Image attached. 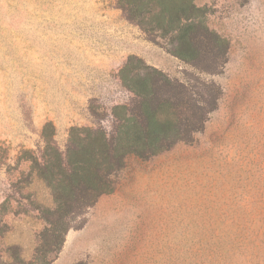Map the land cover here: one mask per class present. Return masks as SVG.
<instances>
[{
  "label": "rangeland",
  "instance_id": "obj_1",
  "mask_svg": "<svg viewBox=\"0 0 264 264\" xmlns=\"http://www.w3.org/2000/svg\"><path fill=\"white\" fill-rule=\"evenodd\" d=\"M194 1L229 42L216 74L149 40L116 0H0V264L14 252L23 264H264V0ZM131 56L216 82L218 105L191 143L127 155L60 251L31 262L44 222L29 203L51 199L41 182L10 186L17 156L41 144L46 122L61 148L71 126L94 125L91 99L108 127L128 99L118 72Z\"/></svg>",
  "mask_w": 264,
  "mask_h": 264
},
{
  "label": "trees",
  "instance_id": "obj_2",
  "mask_svg": "<svg viewBox=\"0 0 264 264\" xmlns=\"http://www.w3.org/2000/svg\"><path fill=\"white\" fill-rule=\"evenodd\" d=\"M116 3L149 40L163 42L167 52L198 72L216 74L224 68L229 42L208 26L205 6L194 0ZM118 77L128 99L110 108L108 127L102 124L105 113L91 99L89 111L94 125L71 126L61 148L52 122H46L40 133L41 144L36 149H23L17 156L21 169L15 172L10 186L17 189L21 188L19 183L28 187L41 182L51 199L49 204L37 200L29 203L44 222L35 252L39 255L31 262L60 251L67 231L81 227L87 210L111 191L113 177L127 155L146 160L177 143H191L222 94L220 85L212 80L194 77L181 81L134 56L127 59ZM24 171L27 175L23 177ZM13 256L15 264H23L17 252Z\"/></svg>",
  "mask_w": 264,
  "mask_h": 264
}]
</instances>
